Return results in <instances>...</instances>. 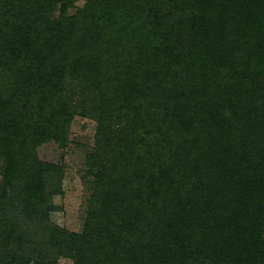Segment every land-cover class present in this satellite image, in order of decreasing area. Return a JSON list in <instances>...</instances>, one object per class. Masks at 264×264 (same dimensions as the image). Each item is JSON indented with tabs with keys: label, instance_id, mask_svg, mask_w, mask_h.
Returning a JSON list of instances; mask_svg holds the SVG:
<instances>
[{
	"label": "trees",
	"instance_id": "obj_1",
	"mask_svg": "<svg viewBox=\"0 0 264 264\" xmlns=\"http://www.w3.org/2000/svg\"><path fill=\"white\" fill-rule=\"evenodd\" d=\"M78 1L0 0V264H264V0H86L68 15ZM79 91L101 192L68 235L46 216L63 167L35 149L66 146Z\"/></svg>",
	"mask_w": 264,
	"mask_h": 264
},
{
	"label": "rangeland",
	"instance_id": "obj_2",
	"mask_svg": "<svg viewBox=\"0 0 264 264\" xmlns=\"http://www.w3.org/2000/svg\"><path fill=\"white\" fill-rule=\"evenodd\" d=\"M85 1H78L75 4V9L73 7L69 9L68 15L73 16L76 9L82 7ZM260 68L261 66L258 69ZM247 69L248 71L251 70ZM238 71L243 73L239 68ZM83 93L79 91L78 95L76 93L72 99L73 105L78 101L83 102V104L78 102L79 104L77 103L74 106L76 114H74L69 127L66 146L60 148L55 142L51 141L42 143L35 149V155L39 162L63 167V177L60 185L61 192L58 194V187L51 186V191L54 192L51 197V204H53L54 208L46 214L47 222L56 227L59 234H82L91 196L101 192L96 178L93 175L86 174L84 165L86 155L92 153L94 149L98 115L96 113L84 115L87 109L93 107V102ZM1 167L2 162L0 161V169ZM3 179L4 177L0 170V183H3ZM36 215L34 225L37 223L39 231H41L44 224L43 213L40 210L37 211ZM47 243L51 244L48 241L46 243L42 242L37 249L49 255L53 248ZM33 246L30 241L25 246L20 247L19 252L22 254L19 258H22L23 254L28 255L27 259L35 257V255H30L34 250ZM56 264H75V261L71 258L59 257Z\"/></svg>",
	"mask_w": 264,
	"mask_h": 264
}]
</instances>
